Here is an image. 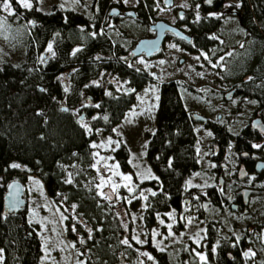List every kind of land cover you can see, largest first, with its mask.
I'll use <instances>...</instances> for the list:
<instances>
[{
  "label": "trees",
  "instance_id": "trees-1",
  "mask_svg": "<svg viewBox=\"0 0 264 264\" xmlns=\"http://www.w3.org/2000/svg\"><path fill=\"white\" fill-rule=\"evenodd\" d=\"M8 1L15 17L9 22L15 28L25 24L22 40L26 52L21 63L0 62V176L5 182L18 178L23 181L26 174L40 177L55 204L65 205L68 209L75 207L78 216L75 232H84V222L94 229L93 236L87 241L98 259L105 264H119V249H112L111 244L117 241L115 236L120 231V224L111 204L96 192L91 146L95 135L88 134L89 127H84L82 121L90 118V129L102 127L104 131L111 132L134 103L135 91L152 83L154 78L149 72L126 64L121 56L128 54V49L115 45L114 39L102 32V26L108 21V15H104L107 0L93 1L91 17L72 9L62 10L56 5L43 8L37 0H33L32 7L28 9L22 8L17 0ZM243 1L251 23L253 15L248 7L249 0ZM251 1L256 3V7L259 5L262 15V1ZM196 2L204 10L208 9L204 0H192V5ZM136 8L143 23L155 18L157 7L154 0H139ZM183 15L189 33H195L190 42L175 37L186 50L208 52L218 46L215 39L213 42L208 38L211 31L220 25L218 20L208 16L196 20L195 11L191 8L184 10ZM249 23L244 25L255 35L256 28ZM260 37L264 41V35ZM49 44L53 45V54L48 58L40 57L39 53ZM261 44L264 47V43ZM252 59L259 63L261 71L264 70V51ZM66 71H69L70 78L68 87L58 79ZM102 71L127 81L129 86L119 92L112 90L106 93L101 85L92 82ZM242 76L239 74L238 78ZM244 85L239 84L241 95H256L264 118V88L261 94H254L250 85ZM181 89L196 92L193 86L176 79L158 85L155 130L149 134L146 149L148 162L157 175L154 182L151 180L156 193L150 199L151 211L172 208L180 212L185 201L183 196L195 190L193 187L186 189L185 183L189 172L200 166L198 137L194 128L196 121L192 118L193 112L185 105ZM83 94L90 95L96 105L80 106ZM61 103L80 111L82 119L81 115L75 116L73 108L63 110ZM205 125L213 130L214 141L220 149L226 148L233 140L239 147V132L234 134L225 124L210 119ZM116 155L127 167L126 153L122 150ZM219 158H215L217 167ZM14 164L19 167H12ZM198 198L220 210L223 194L208 186L205 194ZM3 209L4 190L0 187L2 264H37L42 255L41 240L28 230L30 226L22 213H4ZM200 213V217L206 215L204 211ZM146 219L149 220L148 214ZM65 221L67 235L73 239L72 220L69 217ZM241 231L242 235L235 240L220 219L210 217L201 241L205 259L199 261L192 245H189L179 251L176 261L178 264H244L240 253L252 243L253 232L246 225ZM75 247L78 259L82 260L85 255L80 251V242L76 241ZM89 262L87 258V264Z\"/></svg>",
  "mask_w": 264,
  "mask_h": 264
},
{
  "label": "rangeland",
  "instance_id": "rangeland-1",
  "mask_svg": "<svg viewBox=\"0 0 264 264\" xmlns=\"http://www.w3.org/2000/svg\"><path fill=\"white\" fill-rule=\"evenodd\" d=\"M17 1L24 8L20 0ZM37 1L43 5V8L56 5L62 10L72 9L80 11L88 17L92 16L91 8L94 0ZM154 1L157 7L156 18L165 19L169 23L176 24L183 21L184 13L179 15L178 12L189 8L195 11L196 20L202 16L211 15L210 10H203L199 2L192 5V0H173L172 6H167L165 0ZM261 1L262 7H264V0ZM7 2L10 4L8 0ZM29 2L33 5V0H29ZM138 3L139 0H107V9L104 15L107 16L109 8L114 5L135 9ZM231 3L238 5L239 1L226 0L225 5L229 6ZM255 4L251 0L248 1L249 10L253 11L254 16L258 7ZM13 14L14 9L11 4L10 11L6 12L0 3V62L21 63L25 60L26 47L22 40L25 24H20L21 28H15L9 22L10 19H15ZM155 19L152 21L154 22ZM258 26L264 35V12L262 15L260 13ZM102 27L104 28L102 32L112 37L115 45H121L128 49V54L121 56L126 64L145 70L154 78L152 83L135 91L134 103L111 132L104 131L102 127H97L95 130L90 129V118L82 121L84 127H89L88 134L95 135L91 146L93 149L92 175L96 192L104 199L105 196L100 193L103 192L107 195L106 189H110L114 194L112 201L105 200L111 204L120 224V231L115 236L117 241L115 244H111L112 249H119V264H145V262L147 264H178L176 255L182 248L189 245H192L193 253L198 260L203 261L200 259V255L205 257L206 253L201 248V241L205 237L206 221L210 217L220 219L221 224L229 228L235 240L242 235L241 228L250 224L248 228L253 232V241L241 251L240 256L244 264H263L264 228L259 232L258 240L255 235L257 226L253 227L252 224L264 221V200L253 198L246 211L244 209L232 211L229 207L219 210L198 200V196L205 193L207 186L214 185L227 195L246 185V181L240 180L238 177L237 158L239 153L234 145L215 149L218 144L214 141L213 130L205 123H194L198 137L200 166L186 176L185 187L186 189L193 187L197 190L183 196V199L190 200L192 198V201L182 203L180 212H176L172 208L151 211L150 199L153 196L152 193L155 192L151 180H155L157 175L148 162L146 149L149 134L155 130V113L159 102L158 85L160 82L172 79L185 82L196 89V92L181 89L185 105L191 112L201 113L214 122L225 124L228 130L234 134L241 131L248 123L255 105L251 99L245 101L238 97H225L230 83L239 82V74L237 75L238 72L232 70L234 66L230 63L235 60L241 61L240 69L248 68L247 71H253L254 65L258 64L253 62V52L261 54L264 47L257 48V40L248 36L245 33L246 30L238 24L237 18L232 15H226L221 28L211 33L215 40L218 39L215 41L218 46L208 52L186 50L175 38L170 36L165 39L160 51L154 56L133 57L130 53L133 42L141 37L154 34L150 31L148 24L131 17H122L110 18ZM261 42L264 43L263 40ZM48 46L39 53L40 57L48 58L53 54V45L51 44L50 51ZM254 71L256 73L246 75L245 79H251L247 83L249 82L252 87L262 86L264 88V70L261 71L259 68ZM68 74L69 71H66L58 76V79L64 82L65 87L70 85ZM92 82L95 85H101L106 93H111L112 90L122 91L128 85L127 81L105 71H102ZM88 96L83 97L80 106L96 105L95 100ZM249 101L252 102L249 103ZM63 104L61 103V105ZM76 110L74 111L75 116L81 115V112ZM122 150L127 155V167L122 165L120 158L116 155V152H122ZM219 156L221 157L220 162L226 166H220L221 172H215V157ZM114 165H119V167L109 170V167ZM114 171L121 175H113ZM123 175L131 176V182L124 181ZM109 177L112 182L120 185L115 192L112 191L111 183H102V178L106 182ZM220 178H223L222 185H220ZM23 182L26 203L22 216L30 226L28 230H32L38 236L42 245V255L37 264H87V258L90 260L88 264H105L90 249V244L87 241L93 236L94 229L84 222L82 223L84 232H75L74 224L78 220L75 207L72 206L68 209L65 205L55 204L51 200L43 180L35 174H26ZM7 183L0 176V187L3 190ZM125 183H129V187H132L133 191L129 192L128 188L123 186ZM97 185H101V187L98 188ZM202 210L206 215L202 214L203 217H200ZM168 213L172 215L169 216ZM147 214L149 215L148 221ZM69 217L72 220L70 229L74 231L73 239L67 235L65 228V220ZM169 224L172 225L170 229L172 235H169ZM86 226L88 227L86 228ZM134 237L141 242H137ZM125 239L128 240V244L122 243ZM76 241L82 244L80 251L82 250L85 255L82 260L77 257ZM231 243L234 245L235 241ZM161 249L163 250L161 251ZM2 256L0 249V264H2Z\"/></svg>",
  "mask_w": 264,
  "mask_h": 264
},
{
  "label": "flooded vegetation",
  "instance_id": "flooded-vegetation-1",
  "mask_svg": "<svg viewBox=\"0 0 264 264\" xmlns=\"http://www.w3.org/2000/svg\"><path fill=\"white\" fill-rule=\"evenodd\" d=\"M237 1H239L238 5H236L234 3H231L229 6H226L225 5L226 4V0H211V2L209 4H206L205 0H204V4L208 8L207 10H210V12H211V15H209L208 17H210V18H212L214 20H218L219 23H220V25L216 29H213L211 31V33H214L219 28H221L223 20H224L226 15H232V16L237 18L238 24L244 30H246L245 33L248 36H251V37H253L254 39L257 40L256 44L258 46H256V47L257 48L262 47V44H261L262 43L261 42L262 41V37H260V36H262V33H261V31L259 29V26H258V20L260 19L261 9L258 8L257 12H259V10H260V13L257 14V12H256L255 16H254L253 11H252L253 19L251 20V23H249L248 21H249L250 14L247 12L246 4L244 3L243 0H237ZM113 7H118L121 11L132 9V10L135 11L136 15L135 16H131V15H123V14H113L112 16H110L109 15L110 14V10ZM136 7H135V9L134 8H121L118 5H114V6L109 8V12L107 14L108 15L107 20H109L110 18L131 17V18H134V19L142 22L141 19H140L139 14L137 12V8ZM178 13H179V15H182L184 12H182L180 14V11H179ZM155 18H156V14H155ZM152 20H148L145 24H148L150 31L153 32L154 34L151 35V36H145V37H153L156 34V32L150 28V25H151V23H154V22H156L159 19L156 18L154 20V22ZM104 21H103V23H104ZM244 23L254 24V26L256 28V34L254 35L252 31L248 30L246 28V25H244ZM172 24L182 28L187 33H189V27L183 21H181L180 23H176V24L172 23ZM249 29H251V27H249ZM211 33L209 34L208 38L214 42V38L212 37ZM194 34L195 33H191L190 34L192 36V39H193ZM170 36H172L173 38L176 37L175 35H173V33L166 32L165 39L167 37H170ZM138 40H136L134 42L132 48L134 47V45L136 44V42ZM216 40L218 41V39H216ZM132 48L130 50H132ZM158 52H156L155 54H157ZM253 54L256 55L258 53L257 52H253ZM141 55H144V54H141ZM241 63H242L241 61L237 62L235 60L234 62L230 63V65L234 66L232 70L238 72L237 74H240V75L243 74L241 79H239V82H241V84H245L244 86H246V85H250L251 86V84L249 82L247 83V81H250L251 79H248V80L245 79L246 75L247 74H253V73H256V72L255 71L254 72L253 71H247L248 68L240 69ZM259 68L260 67L258 65H256V66H254L253 70H259ZM243 77H244V79H243ZM239 82L236 81V82L230 83V85H229L230 87L228 88V91L226 92L225 97L229 98V97L233 96V97H238L240 100H245V101H248V100L251 99V100H253V103L255 105V109L253 110V112H252V114H251V116H250V118L248 120V123L245 125V127L242 128L241 131H239L240 140H241L240 144H239V147L236 146V142L234 140L231 141L228 144V146L229 145H234V147L236 148V150L239 153L238 154V158H237L238 159V161H237L238 177H239L240 180L246 181V185L243 188H250V189H253V190H256V191L250 193L249 196H248V201L244 202L243 194H242V189H243L242 187H240L239 189H237V190H235L233 192H230L227 195H225L222 191L218 190L214 185H211V186L215 187L216 190H218L219 192H221L223 194V201L220 204L221 205L220 210H222V208L229 207L232 211H240L241 209H244L246 211L247 210V206H249V204H250V202L252 201L253 198H257L260 201L264 200V169H260V170L257 169V162L258 161H264V131H262V129L260 127L254 126L252 124L254 119H260L264 123L263 110H262L261 105L259 104V99L256 97V95L255 96H251V95L250 96H246V95L243 96V95H241V92H240L241 89L239 88V84H238ZM251 88L254 90L253 91L254 94H257V93L261 94V92H263L262 86L261 87L260 86L252 87L251 86ZM85 95H87V94H83V97ZM250 102H252V101H249V103ZM68 108H69L68 110H70L72 108L75 109L74 107H68ZM83 113H85V112H83ZM196 122H201V121H196ZM207 122H208V120L206 122H202V123L206 124ZM217 148H218V145L215 146V149H217ZM215 158H217V157H215ZM220 161H221V159L219 160L218 167H217V163H216V167L214 168L215 172H221L220 166H226L224 163H222ZM241 170H243V173H242L243 177H241V173H240ZM221 179H222V182H221ZM222 183H223V178H220V185H222ZM196 190L197 189L195 188L194 191H196ZM188 201H191V200H188V199L186 200L185 199L184 202H188ZM232 205H236V208H232ZM248 225L250 226V224H247L246 226H248ZM252 225H253V227L257 226V230H256L257 233L255 235H256V238L258 239L259 232L261 231V229L264 228V221H261L259 224H256V223L253 222ZM87 227L88 226H86V228ZM29 234L31 236V233H29Z\"/></svg>",
  "mask_w": 264,
  "mask_h": 264
},
{
  "label": "water",
  "instance_id": "water-1",
  "mask_svg": "<svg viewBox=\"0 0 264 264\" xmlns=\"http://www.w3.org/2000/svg\"><path fill=\"white\" fill-rule=\"evenodd\" d=\"M206 4H209V0H205ZM165 4L167 6H172L173 0H165ZM184 12V10H180V14ZM113 14H123V15H131L135 16V11L132 9L121 11L118 7H113L110 10V16ZM150 28L156 32V34L153 37H143L140 38L134 47L131 50V56L136 57L141 54H144L147 57L153 56L156 52L160 51L163 42L165 41V35L166 32H171L173 35H175L180 40L190 42L192 39V36L187 33L182 28L167 22L164 19H159L154 23H151ZM90 98V97H89ZM61 108L63 110H68V106L65 104L61 105ZM83 114H81L80 119L82 118ZM192 118L195 121H201L206 122L208 120V117L198 113L193 112ZM252 124L254 126H258L264 131V123L260 119H254ZM257 169H264V161H258L257 162ZM241 177H243V170L240 171ZM222 182V179H221ZM256 190L250 189V188H243L242 194H243V200L244 202L248 201V196L250 193L255 192ZM105 193L110 197V201L114 199V194L111 192L110 189H106ZM26 203L25 199V186L23 181L20 179H13L9 181L5 187L4 190V213H13L18 214L22 213L24 205ZM232 208H236V205H232ZM29 234V233H28ZM145 264H147L145 262Z\"/></svg>",
  "mask_w": 264,
  "mask_h": 264
},
{
  "label": "snow or ice",
  "instance_id": "snow-or-ice-1",
  "mask_svg": "<svg viewBox=\"0 0 264 264\" xmlns=\"http://www.w3.org/2000/svg\"><path fill=\"white\" fill-rule=\"evenodd\" d=\"M209 2H211V0H209ZM0 3H2V5H3V8H4V10L6 11V12H8V11H10V4L7 2V0H0ZM20 3L22 4V6L24 7V8H31L32 7V5H31V3L29 2V0H20ZM51 44H49V46H48V48H49V51L51 50ZM198 59V58H197ZM221 59H223V58H221ZM214 67H215V65H213ZM101 159H103V158H101ZM12 167H19V165H12ZM119 167V165H114V166H110L109 167V170H112L113 168H118ZM113 175H121L119 172H116V171H114L113 172ZM122 179L124 180V181H126V182H131V176H129V175H123L122 176ZM102 183H111L112 184V191L113 192H115L116 191V189L118 188V187H120V185H118V184H115L114 182H112V179H111V177H109L108 178V181H103V178H102ZM129 183H125L123 186L124 187H127L128 188V191L129 192H131V191H133V189H132V187H129ZM97 187L99 188V187H101V185H97ZM101 195H104L105 196V199H110V197L109 196H107V195H105L103 192H101L100 193ZM156 193H152V195H155ZM141 196H143V193H141ZM144 199H147V197H144ZM167 215H169V216H171L172 214L171 213H168ZM189 222H191L190 220H189ZM161 223H163V221H161ZM171 227H172V225L171 224H169L168 225V228H169V235H172V233H171V231H170V229H171ZM134 239H137V242H141V241H139L138 240V238H136V237H134ZM122 243H124V244H128V240L127 239H125V240H123L122 241ZM163 249H161V251H162ZM145 255H147L146 253H145ZM197 255H200V254H197ZM246 255H248V253H246ZM253 255H254V253H253ZM149 259H151V257H149ZM200 259L201 260H204L205 259V257L203 256V255H200Z\"/></svg>",
  "mask_w": 264,
  "mask_h": 264
}]
</instances>
